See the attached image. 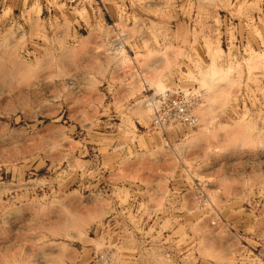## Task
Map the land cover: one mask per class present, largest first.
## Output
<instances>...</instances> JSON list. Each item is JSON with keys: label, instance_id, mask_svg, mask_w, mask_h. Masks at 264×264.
<instances>
[{"label": "rangeland", "instance_id": "rangeland-1", "mask_svg": "<svg viewBox=\"0 0 264 264\" xmlns=\"http://www.w3.org/2000/svg\"><path fill=\"white\" fill-rule=\"evenodd\" d=\"M0 264H264V0H0Z\"/></svg>", "mask_w": 264, "mask_h": 264}, {"label": "built area", "instance_id": "built-area-1", "mask_svg": "<svg viewBox=\"0 0 264 264\" xmlns=\"http://www.w3.org/2000/svg\"><path fill=\"white\" fill-rule=\"evenodd\" d=\"M187 107L188 105L184 99L172 101L170 105H167V111L163 112L158 117L163 115L164 117L160 118L162 120L168 118L173 121H191V116Z\"/></svg>", "mask_w": 264, "mask_h": 264}]
</instances>
